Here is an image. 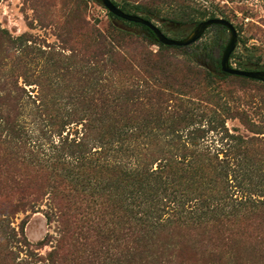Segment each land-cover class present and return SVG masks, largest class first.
Wrapping results in <instances>:
<instances>
[{
  "label": "rangeland",
  "instance_id": "rangeland-1",
  "mask_svg": "<svg viewBox=\"0 0 264 264\" xmlns=\"http://www.w3.org/2000/svg\"><path fill=\"white\" fill-rule=\"evenodd\" d=\"M71 1L74 0H0L1 28L15 38L28 35L31 37L29 47L55 52V59L63 67L55 79V84L60 83L57 89L43 91L35 80L41 78L37 75L44 78L46 75L53 76V73H44L47 60L39 59L36 52L24 55L28 63L23 67L29 69L27 80L30 82L25 83L22 77L18 79L19 86L25 89L22 102L27 106L19 123L29 140L26 156L23 157L27 162L30 160L36 164L31 174L28 171L25 173L29 180L42 185L41 193L47 195L36 209H28L11 220V229L15 230V235L11 240L0 238V264H47L48 256L59 247L63 233L58 218L53 216L55 203L53 194L50 193L68 192L74 195L76 191L53 184L57 175L65 177L61 161L68 158L63 155L59 159L62 153L54 148L60 137L57 125L50 123L52 119L54 123H60L58 118L70 117L74 112H80L81 109L76 106L77 100L74 99L82 90L85 95H96V103L100 102V94L93 91L98 88H91L93 83L99 82L111 89L116 87L124 94L134 85L142 88V80L145 79L135 75L139 67L150 70L153 86L156 85L165 92L168 107L166 114L160 118V112L153 105L154 118H160L153 125H146L153 129V147H148L143 139L129 140L125 143L127 146H124L127 161L134 162L137 159L133 148L146 147L148 149L144 153H150L152 149L154 157L159 159L169 158L165 152L179 159L182 151L178 148L187 141L189 131L200 125L207 131L204 140L200 141L201 146L208 147L213 155L217 151L219 161L230 162L233 192L238 196L250 197L256 202L257 208L253 215L244 209L239 211L232 226V230L234 228L238 234L234 243L226 246L208 241V234L202 236V231L184 235L175 230L161 231L154 239L152 235L148 246L153 252L152 261L157 260L160 264H264V246L257 245L260 237L264 238V84L231 76L224 81H208L196 75V72L203 71L199 62H208L206 55L212 53L218 57L221 54L229 41V32L212 28L192 47H159L145 39L144 32L139 27L123 22L117 24L125 29L126 34L111 36L112 21L102 4L95 0H79L80 3L74 1L73 4ZM112 1L119 6L130 4L140 7L142 10L137 16L148 17L166 36L176 40H181L182 35L186 37L192 32L196 25L192 22L200 21L199 13L205 10L212 12L218 18L230 21L238 33L237 47L230 60L231 66L240 70L264 72V0ZM96 30L103 34L107 42L110 39L115 41L128 57L134 72L108 71L97 76V79L93 78L94 81L84 78L85 66L80 60L90 58L95 53L101 54L103 62L97 63V68L110 60L107 54H103L104 48L98 50L100 39L95 36ZM64 39L68 42H62ZM3 65L14 72L19 69L11 58L4 60ZM103 94L109 97L111 91L106 89ZM40 99H46V104L50 101L53 118L43 112ZM127 107L122 110L110 108L104 112H122L129 116L141 113L140 110ZM178 116L186 119L179 120ZM214 116L217 120L212 123ZM189 117L195 119L193 126L188 125ZM133 126L136 125L125 123L124 129L130 131L134 129ZM82 128L80 124H72L67 127L63 137L69 131L73 134L77 130L80 132ZM224 129L229 135L250 141L237 148L238 141L226 139L227 132ZM178 137H182V142ZM25 140L26 137L23 138V143ZM187 147L190 148L191 144ZM151 161L153 162V157ZM71 212L74 211L70 208ZM114 222L117 223V235L121 224L118 219ZM248 236L249 239H246ZM76 240L79 239L75 236L70 241L68 239L66 247V254L74 259L83 251L78 246H71L78 244ZM104 247L109 251L108 259L109 255L114 259L105 260L102 264H120V243L105 242ZM86 251V257L92 264H96L90 249L86 248Z\"/></svg>",
  "mask_w": 264,
  "mask_h": 264
},
{
  "label": "trees",
  "instance_id": "trees-1",
  "mask_svg": "<svg viewBox=\"0 0 264 264\" xmlns=\"http://www.w3.org/2000/svg\"><path fill=\"white\" fill-rule=\"evenodd\" d=\"M74 1L80 3L79 0ZM74 1L71 3L73 4ZM95 1L101 4L100 0ZM113 3L123 12L131 15H137L142 10L135 5L119 6ZM108 17L112 21L111 36L126 34L125 29L117 24L123 22L129 26L139 27L144 32V38L152 41L153 44L166 47L160 44L147 27L126 22L109 12ZM143 18L149 20L148 17ZM198 18L200 21L192 22L196 24L195 27L205 19L218 17L205 10L198 14ZM212 28L226 30L221 26H213L206 33ZM95 32V36L100 39L98 50L104 48L103 54H107L110 60L107 64L102 63L99 68L97 63L103 62L100 59L101 54L95 53L90 58L80 60L85 66L84 78L97 79V76L108 71L134 72L128 57L115 41L109 38L110 42H107L101 32L98 30ZM184 36L182 35L181 39H184ZM30 38L25 34L17 38L12 37L0 26V238L8 240L13 239L15 235V230L11 229V220L19 213L27 212L28 209H36L39 202L47 195L41 193L43 186L37 181L29 180L25 173L28 171L31 174L36 164L30 160L27 162L23 157L26 156L25 150L29 140L19 123L27 106L22 102L25 89L19 86L18 79L22 77L25 83L30 82L27 80L29 69L23 67L28 63L24 55L36 52L39 59L47 60V69L44 73L45 75L48 72L53 73V76L46 75L44 78L37 75L41 78L35 80L43 91L57 89L60 83L55 84V79L63 70L62 65H59V61L55 59L57 56L55 52L29 47ZM62 42L68 41L64 39ZM222 52L218 57L212 53L206 55L208 62H199L204 72H196V75L208 81L228 79L230 75L224 74L221 70ZM10 58L15 67L19 68L15 72L6 69L7 65H3L4 60ZM148 58L153 57L148 56ZM232 58L233 54L230 60ZM81 71L80 69L79 72ZM135 75L145 79L142 80V88L134 85L124 94L116 87L111 89L107 87L108 85L93 83L91 88H98L93 91H98L100 96H103L99 98L100 102L96 103L98 99L96 95H85L82 90L74 99L77 100L76 106L81 111L74 112L70 117L58 118L60 123H54V119L50 122L57 125L59 132L60 139L54 147L62 153L59 159L64 155L69 160V162L67 159L61 161L65 177L57 175L53 184L70 187L76 193L74 195L68 192L50 193L53 194L55 203L56 213L54 212L53 216L58 218L63 235L59 247L48 256L47 264H92L88 256L86 257V248H89L90 254L94 255L93 260L96 264H102L105 260L114 259L112 255H109L108 259L109 251L104 247L105 242L120 243V264H160L157 260L152 261L153 252L148 247L152 235L154 239L161 231L175 230L181 235L202 231V236L208 234V241L218 246H226L228 243H234V238L238 234L234 228L232 230V226L239 211L244 209L251 215L256 213V202L253 199L246 195L238 196L233 192L230 162L219 161L217 151L216 155H213L208 147L201 146L200 141L204 140L207 131L200 125L189 131L187 141H183L182 146L179 145L178 149L182 151L179 159L166 152L165 155L169 158L159 159L156 156L155 158L150 148V153H144L148 147H153V129L146 125H153L155 120L159 121L166 114L168 105L165 92L160 87L153 86L150 70L139 67ZM106 89L111 91L109 97L103 94ZM44 101L40 99V107L50 118H53L50 101L47 104ZM153 105L160 112L158 114L160 118H154ZM127 106L140 110L141 113L129 116L122 112H104L110 108L122 110L128 108ZM177 118L186 119L179 116ZM212 118V123L217 120L216 116ZM188 119V125L193 126L195 119L193 117ZM125 123L136 126H133V130H125ZM72 124H80L83 128L80 132L74 131L73 134L69 131V134L63 137L67 127ZM213 130L215 131L216 128ZM225 131L226 139L238 141L237 148L250 141L246 142L243 138L229 135L228 131ZM24 137L26 140L23 143ZM178 138L182 142V137ZM132 139H143L148 147L133 148L137 159L128 162L124 154V146H127L125 143ZM189 144H191L190 148L187 147ZM51 187L55 189L54 186ZM78 188L81 190L79 191ZM70 208L74 212L70 213ZM115 219L121 224V230L117 235ZM73 236L79 240H76L77 245L71 246L76 248L78 246L80 251L83 250L81 255H76V259L66 254V247L69 244L67 240L70 241ZM246 239H249V236ZM257 245L263 247L264 238L260 237Z\"/></svg>",
  "mask_w": 264,
  "mask_h": 264
},
{
  "label": "water",
  "instance_id": "water-1",
  "mask_svg": "<svg viewBox=\"0 0 264 264\" xmlns=\"http://www.w3.org/2000/svg\"><path fill=\"white\" fill-rule=\"evenodd\" d=\"M100 2L103 5V7L115 17L129 23H134L147 27L149 30H151L154 33L160 44L166 47H180V48L191 47L192 45L200 41L201 38L206 33V31L211 27L213 26L224 27L229 32V41L222 52V56L220 60L222 72L226 75L243 77L264 84V72L240 70L233 68L230 65V57L235 51L238 43V33L234 25L230 21L224 18L204 20L200 22L187 37L181 40H176L166 36L160 30V28L154 25L151 21L146 20L143 17L137 15H131L123 12L120 8L115 6L111 0H100Z\"/></svg>",
  "mask_w": 264,
  "mask_h": 264
}]
</instances>
